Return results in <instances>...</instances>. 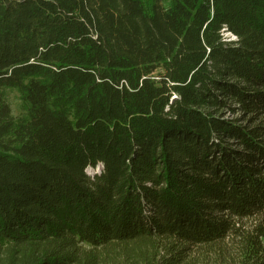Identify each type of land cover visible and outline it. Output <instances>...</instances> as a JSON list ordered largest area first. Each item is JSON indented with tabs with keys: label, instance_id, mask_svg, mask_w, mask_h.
<instances>
[{
	"label": "trees",
	"instance_id": "16d2710c",
	"mask_svg": "<svg viewBox=\"0 0 264 264\" xmlns=\"http://www.w3.org/2000/svg\"><path fill=\"white\" fill-rule=\"evenodd\" d=\"M197 249L264 264V0H0V264Z\"/></svg>",
	"mask_w": 264,
	"mask_h": 264
},
{
	"label": "rangeland",
	"instance_id": "374dc122",
	"mask_svg": "<svg viewBox=\"0 0 264 264\" xmlns=\"http://www.w3.org/2000/svg\"><path fill=\"white\" fill-rule=\"evenodd\" d=\"M224 36L227 39L233 38V36L230 35L229 33H225ZM6 98H7V101L9 103L12 115H14V116L21 115L22 111H21V107H20V99H19L18 93L14 90H8ZM225 116L226 117H232V116L234 117L235 115H233L230 112H225ZM192 256H194L193 264H222L221 255H219L218 252L213 251V250L212 251L208 250L206 252V251H203L201 249H197V250H195V252Z\"/></svg>",
	"mask_w": 264,
	"mask_h": 264
},
{
	"label": "bare ground",
	"instance_id": "6f19581e",
	"mask_svg": "<svg viewBox=\"0 0 264 264\" xmlns=\"http://www.w3.org/2000/svg\"><path fill=\"white\" fill-rule=\"evenodd\" d=\"M231 35V34H230ZM234 38V37H233ZM89 170V169H88Z\"/></svg>",
	"mask_w": 264,
	"mask_h": 264
}]
</instances>
